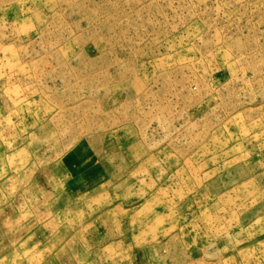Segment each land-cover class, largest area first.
Segmentation results:
<instances>
[{
	"label": "rangeland",
	"instance_id": "rangeland-1",
	"mask_svg": "<svg viewBox=\"0 0 264 264\" xmlns=\"http://www.w3.org/2000/svg\"><path fill=\"white\" fill-rule=\"evenodd\" d=\"M0 264H264V0H0Z\"/></svg>",
	"mask_w": 264,
	"mask_h": 264
}]
</instances>
